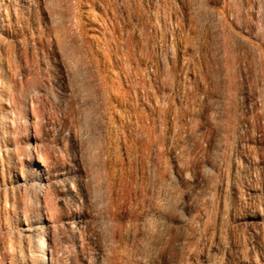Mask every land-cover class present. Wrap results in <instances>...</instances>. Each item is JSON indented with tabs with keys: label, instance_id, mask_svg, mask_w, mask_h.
<instances>
[{
	"label": "rangeland",
	"instance_id": "rangeland-1",
	"mask_svg": "<svg viewBox=\"0 0 264 264\" xmlns=\"http://www.w3.org/2000/svg\"><path fill=\"white\" fill-rule=\"evenodd\" d=\"M0 52V264H264V0H0Z\"/></svg>",
	"mask_w": 264,
	"mask_h": 264
},
{
	"label": "bare ground",
	"instance_id": "bare-ground-1",
	"mask_svg": "<svg viewBox=\"0 0 264 264\" xmlns=\"http://www.w3.org/2000/svg\"><path fill=\"white\" fill-rule=\"evenodd\" d=\"M3 58H4V55L2 54V52H0V59H3ZM0 63L2 64L3 61H0ZM8 149L10 150V152H12V148L10 146L8 147ZM31 155L33 156L34 154L31 153ZM34 157H35V160L38 162V164H40V167L39 166H38V168L31 167V170H30L31 177L35 178L34 182H33V191L37 196V195H40L44 189V185H43L42 181L45 178V176H44V172H43L42 167L44 166L45 163L43 162V160L38 155L35 154ZM28 159H30V156L28 157ZM18 175L19 174L15 173L14 177L18 178L19 177ZM19 178L23 179L24 177L22 175H20ZM47 218L48 217L44 216V215L41 217L42 225L39 228L40 235L38 234V237L36 238L35 246H36V250L38 251V254L40 255V258L42 260V264H53L51 254L49 252V250H50L49 249V239L47 237L48 224H47V222H45L47 220ZM25 230L31 231V230H33V228H31V226L30 227L28 226L27 228H25ZM26 235H28V234H26ZM16 247H17V251H18V257H21V259H22L23 255L27 253V241H26V237L22 233H19L18 237L16 238ZM22 260L24 261V258ZM26 264H32V263H29V261H28V262H26Z\"/></svg>",
	"mask_w": 264,
	"mask_h": 264
}]
</instances>
